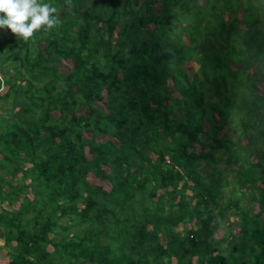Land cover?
Wrapping results in <instances>:
<instances>
[{
    "label": "trees",
    "instance_id": "1",
    "mask_svg": "<svg viewBox=\"0 0 264 264\" xmlns=\"http://www.w3.org/2000/svg\"><path fill=\"white\" fill-rule=\"evenodd\" d=\"M41 2L61 8L56 28L27 42L0 29V102L20 105L5 117L0 104L6 264H264V188L250 197L257 212L241 189L223 206L222 173L205 185L197 170L221 150L230 163L232 114L251 141L264 140V0ZM190 59L201 78L184 69ZM255 150L262 159L235 171L240 186L264 184ZM228 210L239 233L215 239Z\"/></svg>",
    "mask_w": 264,
    "mask_h": 264
},
{
    "label": "rangeland",
    "instance_id": "2",
    "mask_svg": "<svg viewBox=\"0 0 264 264\" xmlns=\"http://www.w3.org/2000/svg\"><path fill=\"white\" fill-rule=\"evenodd\" d=\"M201 3H203V0H200ZM58 14L59 17L62 16V11L61 8L58 9ZM218 14V13H216ZM243 16L242 11L238 12V18H241ZM127 18V17H126ZM223 18L226 21H229V13H224L223 14ZM209 23L210 25H216L217 21L209 18ZM150 27H152V25H149ZM240 27V26H239ZM118 29L115 31L114 33V38L117 36V32ZM73 31V30H72ZM8 34H4V36H7ZM232 37H234L232 35ZM72 66V62L70 60H63L60 65H59V69L61 71H65L67 72ZM198 63L194 62L193 59L188 60L184 65V69L188 72V75L190 78L194 77L195 75H197L198 77L201 78V75L199 76V71H198ZM232 67H235V64L231 63ZM255 67H253L251 70H254ZM10 72H12V69H10ZM0 75L3 76V73H0ZM24 85V81H20V86ZM168 85L170 87V89L173 91L172 95L174 97H178V93L176 91L173 90V86L170 80H168ZM204 89H205V93L206 95H212V99L213 100H217V96L214 95V93L212 91H209L208 88H210V84L208 82H204L203 85ZM6 89V86H3L1 92H4ZM257 89H258V94L260 95H264V82H260L257 84ZM0 104H4V102H0ZM5 107L8 109L10 108V111H5L4 112V116H11L12 114H15V112L18 111V108L20 105L17 106H12V104H4ZM83 112V109H82ZM55 114L58 115V112H54ZM172 116L177 117L178 113L174 112L172 114ZM212 117L213 120L215 121V123L218 122L219 117L216 113H212ZM232 118H235V123H227L224 125V131L228 132L230 134V138L232 139L233 142L236 143V145H231L230 147V151L233 152V156L230 159V163L226 162V159L228 158V154L224 153L222 150L219 151L216 156L219 158V160H208V161H204L201 162L198 165V175L202 181L203 184L205 185H209L212 182V178L210 176V174H212L213 177H216L217 172H221L222 173V179L219 181V184L221 186V188L218 190L219 195H220V199H221V203L224 206V204L228 203V199L230 197V195L232 194V190L231 189H241L239 191L242 192V206L243 207H247V208H252L253 212H257L258 206H257V202L252 200L250 197L257 195V193L259 191H261L262 188H264V184L262 182H258L257 183V187L253 188L251 186H240L234 179H235V171L237 170V168L239 167V164L242 160L244 161H250V162H257L260 158L262 159V156H260L258 153H256L255 149H260L261 152L264 153V140L259 137V140L262 141V143L258 144L257 142H253L250 140V138L243 132V130H241V126L238 124L237 121V116L232 114ZM251 134L256 136V133L258 132V130H250ZM85 135L90 137L91 132L90 131H86ZM222 132L218 133V136H221ZM107 137L101 136L98 138V140H104ZM258 138V137H257ZM114 140V139H113ZM116 144H118V142L116 140H114ZM196 147L198 148L199 146L196 145ZM87 153V152H86ZM145 154L149 155L152 159L155 158V154L148 148H145ZM87 156H90L89 153H87ZM26 166H29V164H27ZM109 169V168H108ZM20 177V174H18L16 176V178L18 179ZM88 179L92 182V183H100L105 189L109 190L110 188V184L107 181H103L100 180L98 178H96L94 175H92L91 173H88ZM233 181V183L227 184V181ZM18 180L14 182V184H17ZM189 184H192L191 181H189ZM8 188L4 187V191H6ZM161 192V190L159 191ZM187 193L190 195L193 194L192 190H189V188L187 189ZM30 197H33V193L30 192L29 193ZM23 197V195L20 196L19 200H21V198ZM195 202V198L192 199V203ZM7 205V203H5ZM19 205V201L13 203L12 205L10 204V208L12 209H16ZM229 212L226 213L224 219H223V225L221 227L218 228V230L216 231L214 237L215 239H220L223 236L226 235L227 231L230 229L234 234H238L239 233V226L237 223V219H239L237 216H235L233 213L230 212V210H228ZM31 215H26L25 218H28ZM62 222H66V219L63 218ZM180 228V227H179ZM3 244V239H0V264H6L7 260H8V254H7V250L5 248H3L1 245ZM221 248H224V254L227 253V250H225L227 243L223 242L221 245ZM48 249H51L50 246H48Z\"/></svg>",
    "mask_w": 264,
    "mask_h": 264
},
{
    "label": "clouds",
    "instance_id": "3",
    "mask_svg": "<svg viewBox=\"0 0 264 264\" xmlns=\"http://www.w3.org/2000/svg\"><path fill=\"white\" fill-rule=\"evenodd\" d=\"M61 23L58 10L41 0H0V29L27 42L38 31H50Z\"/></svg>",
    "mask_w": 264,
    "mask_h": 264
}]
</instances>
